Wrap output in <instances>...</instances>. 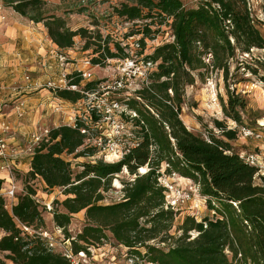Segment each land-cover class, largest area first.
Segmentation results:
<instances>
[{
	"label": "trees",
	"instance_id": "16d2710c",
	"mask_svg": "<svg viewBox=\"0 0 264 264\" xmlns=\"http://www.w3.org/2000/svg\"><path fill=\"white\" fill-rule=\"evenodd\" d=\"M113 8L117 17L127 22L141 23L136 32L137 54H144L145 38L150 37L151 26L168 24L172 39L158 44L145 59L157 62L150 75V83L133 96L122 99L137 112L135 119L140 127L138 145L120 160L106 162L97 159L85 161L81 171L74 174L64 155L75 158L94 153L91 148L80 147L84 137L65 124L52 127L46 141L35 147L26 176L40 178L47 188L60 187L65 198L51 214L54 226L62 229L65 237L71 216L84 211L85 223L71 240L74 251L90 245H102L112 239L128 252L155 264H264V177H257V168L245 163L233 151L228 141L214 135L205 138L188 130L180 119L181 102L185 86L192 85L195 74L209 69L221 71L224 82L229 76V60L238 53L251 49H264V37L256 26L247 0H197L195 7H186L182 0H117ZM16 13L34 23H42L47 35L57 49H69L74 37L85 38L83 50L95 47L97 56L92 64L103 65L107 58L128 56L119 42L110 46L108 38L86 28L70 29L61 16L50 14L44 0H3ZM261 10L264 15V0ZM264 24V22L262 23ZM257 66H247L252 74L264 73V57ZM264 84V74L260 76ZM90 86V84L88 85ZM226 102L221 101L225 117L242 124L240 111L246 100L235 89L226 85ZM56 95L75 101L80 95L66 90ZM135 102L150 113L148 119ZM226 140L236 138V130H226L221 121H214ZM153 147L151 150L150 147ZM168 164L167 173H176L199 182L201 193L218 199L217 210L223 219L204 218L196 222L184 217L175 237L169 233L172 222L179 213L163 209V189L157 185V170ZM149 170L137 175L133 181L122 184V199L101 203L111 187V179L124 169L131 175L140 166ZM3 179H0V189ZM238 203V210L230 203ZM45 205H39L35 190L24 184V193L16 194L10 211L0 194V252L5 259L0 264H69L58 253L48 251L39 237L22 235V225L46 229L43 220ZM198 234L191 237L189 231ZM165 244V247L150 243ZM168 245V246H167ZM230 253L231 257H228ZM238 254H240L239 257Z\"/></svg>",
	"mask_w": 264,
	"mask_h": 264
},
{
	"label": "rangeland",
	"instance_id": "374dc122",
	"mask_svg": "<svg viewBox=\"0 0 264 264\" xmlns=\"http://www.w3.org/2000/svg\"><path fill=\"white\" fill-rule=\"evenodd\" d=\"M46 2V9L50 14L61 16L66 25L72 29L76 30L78 28H86L91 32H98L102 38H108L110 41V46L113 47V42H119L126 52L137 53L138 48L135 46L142 36L137 34V30L140 29L139 25L147 21H134L127 22L124 19L117 17L114 14L113 8L117 5V0H44ZM186 7H195L197 5V0H182ZM248 6L252 16L255 18L256 26L261 35L264 37V15L261 10L262 0H247ZM0 5H4L3 0H0ZM0 7V30H2L10 20V15H8L4 6ZM11 11V10H7ZM13 15V14H12ZM16 17V16H15ZM24 21L28 19L23 17ZM29 21V20H28ZM41 24V23H38ZM37 24V25H38ZM36 25V23H35ZM153 33L150 37L145 38L144 52L145 54H150L154 48L163 42L171 41V31L168 24L151 26ZM85 43V38L80 36L74 37V44L71 47L73 55L75 56L76 63L82 65L83 58H93L97 56L94 53L95 47H90L87 50H83ZM1 46V44H0ZM2 54V53H1ZM264 57V49L253 48L249 53H236L233 58L229 60V76L227 82H224L221 71L217 69L209 68L204 74L196 75L195 81L192 85L185 86L182 102L180 119L182 120L185 127L204 138V136L210 137L214 135L216 138H221L226 140L220 132L218 127L215 126L214 121H221L224 124L231 118L224 116L221 110V101L226 102V85L229 89H235V93L241 95L247 102L246 107L240 111L242 124L249 127H257L259 125H264V84L260 80V76L263 75L262 70H258V74H252L246 67L252 66L256 67L258 64L256 61H262ZM112 68L113 65H100L95 67L94 70L97 76H104L106 74L105 68ZM110 70V69H109ZM120 99H124L125 96H119ZM135 108L139 109L144 115L145 119L150 117V113L144 109V107L135 102ZM60 123L59 125H61ZM58 125V126H59ZM50 127L53 124H49ZM236 138H240L236 131ZM250 140V139H249ZM29 141L23 139H14L11 141L12 147L16 150L17 155L9 156L10 161H14V166L11 170L10 179L8 173L5 169L1 168L0 161V179H3L1 185V190L8 189V186L14 184L16 188L17 195L24 193V184L30 185L35 190L36 199L39 205L49 204L51 210L47 212L43 211L44 224L47 227V231L53 234L57 239H61V235L56 232L51 211L58 205L56 201H61L65 198L63 188H47L44 182L40 178L30 179L26 176L28 158L30 154L27 152ZM240 145H245L244 142ZM233 148V147H232ZM252 149H254L252 147ZM256 148V151L260 149ZM234 152H237L233 148ZM258 153V152H257ZM64 158L69 161L71 165V170L74 174L81 171V164L85 161H90L91 159H102L101 156L96 155L94 158H89L87 156H80L75 158L73 155H64ZM109 161H114V158L108 157ZM130 174L127 171H122L111 179V187L107 192L103 193V200L101 203L109 204L117 202L122 199L123 191L122 184L128 180ZM8 201V198H6ZM221 208L220 203H218V208ZM217 214L221 213L218 210ZM191 217V210L183 209L178 216H176L169 228V233L175 237L181 234L179 226L181 225L184 217ZM199 219L209 218L210 213L207 208H203L202 211L197 215ZM193 218V217H192ZM194 219V218H193ZM195 220V219H194ZM196 221V220H195ZM197 222V221H196ZM85 223L84 211L73 214L71 216L70 224L68 226V231L72 236L79 233ZM196 231V230H191ZM157 240H152L150 243L156 244ZM156 245L164 246L163 243H157ZM168 246V245H167ZM93 255L92 261L97 264H102L106 261H112L114 264H141L144 263L140 256H135L133 262H129L128 258L132 254L125 249L124 246L117 245L112 239L108 240L106 243L98 248H92ZM228 257L231 254L226 252ZM5 253L0 252V262L6 261ZM239 257V256H237ZM234 264H242L240 261H235ZM250 264V263H246Z\"/></svg>",
	"mask_w": 264,
	"mask_h": 264
},
{
	"label": "built area",
	"instance_id": "2783aa9c",
	"mask_svg": "<svg viewBox=\"0 0 264 264\" xmlns=\"http://www.w3.org/2000/svg\"><path fill=\"white\" fill-rule=\"evenodd\" d=\"M2 5H0L1 7ZM135 46L139 49L138 42ZM128 56L123 58H107L106 65H113L112 68L107 67L106 74L97 76L94 70L99 67V64H92L91 58H83L82 65L76 63L75 58H71L70 54L61 49L52 51L53 59L58 67V72L55 77L48 78L43 88L56 94L57 91L66 90L71 93H78L80 97L68 103L71 111L65 124L73 129L78 130L84 137L83 145L80 149L91 148L94 150L92 155L87 157L94 158L96 155L102 157L103 161L115 162L120 160L131 149L135 148L141 137L139 136L140 124L134 123L135 119H139L136 111L130 109L119 96H133L142 87L150 83V75L156 69L157 62L145 59L144 54L128 53ZM110 69V70H109ZM24 80L30 81L29 75H24ZM90 84V86H88ZM29 89L31 88L28 85ZM20 90L18 87H14ZM4 89L0 83V90ZM17 107H22L20 102ZM49 107L53 112L61 113L64 106L57 103L50 104ZM10 127L7 123L0 125V161L1 168L5 169L10 179L11 170L14 166L13 161L9 159L8 141L6 134ZM51 128L42 127L37 132L31 135L27 152L33 153L35 147L42 141H46ZM226 130H236L240 138L253 139L264 143V125L257 127H249L246 125H238L233 120H228L225 123ZM222 129L216 132L222 133ZM209 141V137L204 136ZM152 150L153 147L151 146ZM242 160L257 168L256 176L264 177V155L262 153L250 152L239 154ZM112 157L114 161H109L107 158ZM101 159V158H100ZM97 159H91L94 162ZM166 167L168 164L162 163L157 172V185L163 189L164 202L163 209L171 210L175 213H180L183 209L191 210V217L197 222H202L198 218V214L203 208H207L210 213L209 219H223L222 214H217L218 199L209 195H203L199 182L192 179L181 177L176 173H167ZM149 170L147 164L137 168V171L131 174L128 181H133L137 175L145 174ZM123 171H126L124 169ZM0 194L5 198L7 209L11 208L16 201V188L12 184L8 189L1 190ZM8 198L9 200L7 201ZM230 203L238 210V203L230 201ZM46 211H50L49 204H45ZM22 235L34 234L43 242V246L50 252L58 253L65 257L69 264H97L92 261V248H98L101 245H90L86 249L74 251L71 240L73 236L65 237L61 228L55 226L56 232L61 235V239H57L46 229H34L22 225ZM191 237L198 234L197 231H189ZM103 245V244H102ZM122 246V245H119ZM128 250L127 247H125ZM240 256V254H238ZM135 255L128 258L129 262L134 261ZM141 264H155L146 262ZM102 264H114L112 261H106Z\"/></svg>",
	"mask_w": 264,
	"mask_h": 264
},
{
	"label": "crops",
	"instance_id": "0c3cea01",
	"mask_svg": "<svg viewBox=\"0 0 264 264\" xmlns=\"http://www.w3.org/2000/svg\"><path fill=\"white\" fill-rule=\"evenodd\" d=\"M3 6L5 12L10 15V20L0 30V83L4 87L0 90V125L7 123L10 127L6 137L11 156L17 155L19 151L12 147V140L24 138L30 141L31 135L39 128L64 123L71 112L68 107L71 101L58 97L42 87L48 78L55 77L58 72L52 56V51L57 48L48 37L42 23L35 25L30 20L24 21L23 17L10 6ZM64 51L69 53L71 58H75L71 48ZM26 74L31 77L30 81L24 80ZM59 101L64 110L61 113L53 112L49 105ZM20 102L22 107L19 109L17 105ZM228 142L238 154L258 152L264 155V143L260 141L235 138ZM242 142L244 146L240 145ZM256 148L260 150L256 151ZM29 154L27 170L30 168L32 157V154ZM8 210L10 211V208ZM3 234L0 230V237Z\"/></svg>",
	"mask_w": 264,
	"mask_h": 264
}]
</instances>
